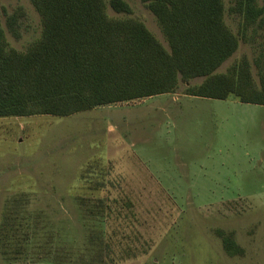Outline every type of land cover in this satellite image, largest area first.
<instances>
[{
    "label": "rangeland",
    "instance_id": "374dc122",
    "mask_svg": "<svg viewBox=\"0 0 264 264\" xmlns=\"http://www.w3.org/2000/svg\"><path fill=\"white\" fill-rule=\"evenodd\" d=\"M105 1L169 50L142 0H125L132 15ZM0 21L18 51L41 37L30 0H0ZM260 57L256 26L218 72L245 60L257 81ZM203 80L70 117L0 118V264H264V106L184 95Z\"/></svg>",
    "mask_w": 264,
    "mask_h": 264
},
{
    "label": "trees",
    "instance_id": "16d2710c",
    "mask_svg": "<svg viewBox=\"0 0 264 264\" xmlns=\"http://www.w3.org/2000/svg\"><path fill=\"white\" fill-rule=\"evenodd\" d=\"M30 2L41 17L42 34L27 51L8 45L0 21V118L70 117L175 94L181 82L197 78L204 80L188 86L185 96L264 106L261 57L255 61L257 81L245 60L218 72L245 32L264 27V3L232 0L230 10L240 18L237 35L225 21L224 0H142L158 21L167 50L138 19L110 17L105 0ZM109 5L117 14L133 13L125 0ZM7 24L18 36V15L9 16ZM224 242L230 255L243 254L231 237Z\"/></svg>",
    "mask_w": 264,
    "mask_h": 264
}]
</instances>
